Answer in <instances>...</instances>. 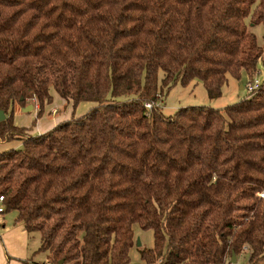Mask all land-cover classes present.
Returning <instances> with one entry per match:
<instances>
[{
    "label": "trees",
    "instance_id": "obj_1",
    "mask_svg": "<svg viewBox=\"0 0 264 264\" xmlns=\"http://www.w3.org/2000/svg\"><path fill=\"white\" fill-rule=\"evenodd\" d=\"M257 25L264 41V0H0V142L21 143L0 153V197L48 263L128 264L137 225L143 264H264V80L217 110L165 116L158 96L252 80ZM52 91L95 106L31 134Z\"/></svg>",
    "mask_w": 264,
    "mask_h": 264
},
{
    "label": "rangeland",
    "instance_id": "obj_2",
    "mask_svg": "<svg viewBox=\"0 0 264 264\" xmlns=\"http://www.w3.org/2000/svg\"><path fill=\"white\" fill-rule=\"evenodd\" d=\"M250 31L254 34L256 38V42L259 46H263L264 41L262 38V26L257 25L250 28ZM258 79L259 82L264 80V67L259 63L256 74L252 80ZM249 80L246 75L242 73L240 80H234L231 76H227V81L225 85L221 89V96L217 99H209L207 96V92L203 88L201 82L197 79L192 80L187 84H182L180 82H176L174 85L170 84L165 88H161L159 86V106L161 107V111L165 116H169L174 114L177 110L184 107H207L212 109H223L226 106L233 105L238 103L247 97V93L245 91V86L247 83L252 81ZM241 86V88H240ZM53 96V100L49 106V108H53V110H48V105H45L44 113L41 118L46 117L42 120H37V127H42L40 125H44L46 127L48 124L46 122L52 123L55 121L56 126L59 122L69 119L71 117H78L86 113L91 107L95 106L90 102H81L74 109L70 106V103H65V101L60 98L53 91L51 92ZM64 104V105H63ZM33 106V110L30 112H23L22 108L18 105H15L12 109V116L15 125H23L21 122V118H32L31 113H35L38 111L37 104L32 101L27 103L26 106ZM69 106V107H67ZM23 107V108H24ZM50 111V112H49ZM31 114V115H30ZM65 118V119H64ZM49 123V124H50ZM52 125V124H51ZM53 126V127H54ZM52 127V128H53ZM35 129V128H34ZM34 129L31 128L33 131ZM33 134H36L35 132ZM10 142V143H14ZM19 148H20V144ZM9 149H16L8 148ZM18 149V148H17ZM6 151V150H5ZM2 151V152H5ZM4 214H8L6 218H13L16 216L14 212H6ZM133 245L129 249V263L128 264H143L141 260V253L143 251H148L153 247V235L150 230H142L137 225L133 226ZM39 236L35 233L32 234V237L29 241V262L36 264H51L47 261V254L39 251ZM1 245V244H0ZM226 264H248L247 255L240 254L235 257V262L230 263L226 262Z\"/></svg>",
    "mask_w": 264,
    "mask_h": 264
},
{
    "label": "crops",
    "instance_id": "obj_3",
    "mask_svg": "<svg viewBox=\"0 0 264 264\" xmlns=\"http://www.w3.org/2000/svg\"><path fill=\"white\" fill-rule=\"evenodd\" d=\"M49 106L50 105L47 106L48 110L52 111L53 108H49ZM31 114H32L31 116L32 118H28V119L21 118L20 120L23 125H19V126L26 128L29 127L31 122L34 120L36 116V112ZM46 117L48 116H45L40 120L45 119ZM55 121H53L52 123L46 122L45 124H48L46 127H44V125H40L42 127H37V125H35V129L31 132V134H33L34 132L36 134H41L46 132L55 125ZM18 144L21 145L20 142H14V143L0 142V153H2V151L7 150L8 148L15 147L17 149L19 148ZM7 215L8 214H4V212L0 214V244H1L0 264H25V262L29 263V253H28L29 241H30L29 235L25 231L22 223L16 221V216H14L11 219L10 218L8 219L6 218Z\"/></svg>",
    "mask_w": 264,
    "mask_h": 264
},
{
    "label": "built area",
    "instance_id": "obj_4",
    "mask_svg": "<svg viewBox=\"0 0 264 264\" xmlns=\"http://www.w3.org/2000/svg\"><path fill=\"white\" fill-rule=\"evenodd\" d=\"M260 82L258 79H254L253 81L249 82L246 84L245 86V91L247 93V95H251L254 93V91L258 88ZM146 108H149V105H146ZM260 198H263V194L259 195ZM4 208H3V198L0 197V214L3 213Z\"/></svg>",
    "mask_w": 264,
    "mask_h": 264
},
{
    "label": "water",
    "instance_id": "obj_5",
    "mask_svg": "<svg viewBox=\"0 0 264 264\" xmlns=\"http://www.w3.org/2000/svg\"><path fill=\"white\" fill-rule=\"evenodd\" d=\"M23 112H30L33 110V106L29 105L26 106L24 108H22ZM6 118L5 114L3 111L0 110V122L4 121ZM235 262V255L232 254L231 259H230V263H234ZM59 264H62V262H59Z\"/></svg>",
    "mask_w": 264,
    "mask_h": 264
}]
</instances>
